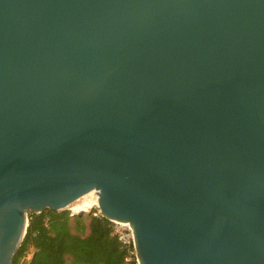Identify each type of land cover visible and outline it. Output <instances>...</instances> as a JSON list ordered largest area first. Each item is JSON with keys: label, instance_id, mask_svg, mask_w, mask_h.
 I'll use <instances>...</instances> for the list:
<instances>
[{"label": "water", "instance_id": "95a60500", "mask_svg": "<svg viewBox=\"0 0 264 264\" xmlns=\"http://www.w3.org/2000/svg\"><path fill=\"white\" fill-rule=\"evenodd\" d=\"M92 191L140 264H264V0H0V264Z\"/></svg>", "mask_w": 264, "mask_h": 264}, {"label": "trees", "instance_id": "16d2710c", "mask_svg": "<svg viewBox=\"0 0 264 264\" xmlns=\"http://www.w3.org/2000/svg\"><path fill=\"white\" fill-rule=\"evenodd\" d=\"M126 254L107 218L44 209L29 213L27 234L12 264H126Z\"/></svg>", "mask_w": 264, "mask_h": 264}, {"label": "built area", "instance_id": "2783aa9c", "mask_svg": "<svg viewBox=\"0 0 264 264\" xmlns=\"http://www.w3.org/2000/svg\"><path fill=\"white\" fill-rule=\"evenodd\" d=\"M94 197L98 200V195L96 191H94ZM94 207L96 210H93ZM70 212L71 217H75L79 214L73 210V208L70 206L68 208ZM94 214L95 216H102L98 203L94 205L87 214ZM85 214V213H83ZM113 224V230L114 234L118 237V240L121 242V244L127 248V254L125 257V263L126 264H140L138 254H137V249H136V242H135V236H134V230L130 223L128 222H120V221H113L110 220Z\"/></svg>", "mask_w": 264, "mask_h": 264}, {"label": "bare ground", "instance_id": "6f19581e", "mask_svg": "<svg viewBox=\"0 0 264 264\" xmlns=\"http://www.w3.org/2000/svg\"><path fill=\"white\" fill-rule=\"evenodd\" d=\"M94 191L84 195L76 200L71 207L79 214L87 213L90 209L98 203V200L94 197Z\"/></svg>", "mask_w": 264, "mask_h": 264}, {"label": "rangeland", "instance_id": "374dc122", "mask_svg": "<svg viewBox=\"0 0 264 264\" xmlns=\"http://www.w3.org/2000/svg\"><path fill=\"white\" fill-rule=\"evenodd\" d=\"M65 210H68V208H67V209H65ZM93 210H96V208L94 207V209H93ZM85 214H87V213H85ZM31 257H32V253H29V254L27 255L26 259H27V260H30V259H31Z\"/></svg>", "mask_w": 264, "mask_h": 264}]
</instances>
